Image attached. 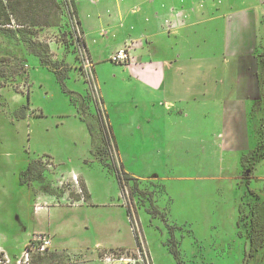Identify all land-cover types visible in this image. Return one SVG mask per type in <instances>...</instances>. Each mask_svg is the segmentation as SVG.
I'll return each instance as SVG.
<instances>
[{"label": "rangeland", "instance_id": "rangeland-1", "mask_svg": "<svg viewBox=\"0 0 264 264\" xmlns=\"http://www.w3.org/2000/svg\"><path fill=\"white\" fill-rule=\"evenodd\" d=\"M79 1L95 48L97 14L116 12L118 0ZM230 1L237 6L229 17L219 15L211 33L201 24L198 39L186 43L196 52L212 34L221 55L226 19L238 39L245 34L239 8L251 6L258 17L253 61L245 57L252 94L231 120L229 145L211 135L224 132L222 115L191 119L156 140L115 128L99 74L111 80L125 65L107 59L109 49L96 63L65 6L51 26L24 35L0 30V264H264V247L247 262L249 225L239 211L264 200V158L254 157L248 179L242 166L264 137V0ZM32 161L43 172L28 179ZM40 236L51 240L43 253L32 248Z\"/></svg>", "mask_w": 264, "mask_h": 264}, {"label": "crops", "instance_id": "crops-1", "mask_svg": "<svg viewBox=\"0 0 264 264\" xmlns=\"http://www.w3.org/2000/svg\"><path fill=\"white\" fill-rule=\"evenodd\" d=\"M76 1L85 41L96 63L100 57H106L100 56L104 50H110V59L130 44L135 57L133 63L123 64L125 67L116 65L118 72L110 76L111 80L98 73L105 106L115 128L119 125L125 132L147 131L156 140L162 134L172 135L174 127L188 126L191 119H223L224 132L211 135H221L224 145L233 142L231 120L237 110H246L252 94L245 57L249 55L251 59L255 41L252 43L251 38L256 37L258 17L253 10H247L251 6L239 8L235 17L240 16L237 23L245 33L238 39L233 37L226 19L225 49L220 55L212 34L208 41L196 44V52H187L186 43L189 38L198 39L201 24H208L211 33V24L217 17L226 16L228 8H236L230 0H118L116 12L108 9L106 14H97L100 25L91 35L97 50L88 41L80 16L81 1ZM106 32H114L113 37L101 43ZM210 141L219 144L217 140Z\"/></svg>", "mask_w": 264, "mask_h": 264}, {"label": "trees", "instance_id": "trees-1", "mask_svg": "<svg viewBox=\"0 0 264 264\" xmlns=\"http://www.w3.org/2000/svg\"><path fill=\"white\" fill-rule=\"evenodd\" d=\"M62 6H65L71 17H76L78 24L81 23L77 4L70 0H0V30L24 35L36 27L51 26L55 23L54 14L56 9ZM73 32H75V29ZM83 44L87 47L85 39ZM30 47L33 51H36L35 42H30ZM59 80L63 82L62 78H59ZM24 116L25 113H23L22 117ZM263 139L258 141L255 148L242 156L244 178L248 179L250 176L249 171L255 168L253 166L254 157L260 155L264 158ZM114 171L122 188V172L119 169ZM42 172L43 168L40 163L32 161L25 175L28 179H35ZM243 207L242 204L239 205V211L245 216L246 227L249 225L248 250L246 253L248 262L252 256L256 255L264 247V200L257 198L256 201L249 203L248 210L245 213ZM173 252L177 255L176 251Z\"/></svg>", "mask_w": 264, "mask_h": 264}, {"label": "built area", "instance_id": "built-area-1", "mask_svg": "<svg viewBox=\"0 0 264 264\" xmlns=\"http://www.w3.org/2000/svg\"><path fill=\"white\" fill-rule=\"evenodd\" d=\"M79 36L81 35L76 34L77 41H80L81 39H83V38H80ZM83 47L86 49L85 45ZM110 59L112 62L118 63V64L127 65V64L133 63L135 61V57L131 51V44L126 45L120 48L119 50H117L115 53L112 54ZM50 246H51V240L48 239L47 237L40 236L37 239V241L33 243L32 248L43 253V251H46L48 248H50Z\"/></svg>", "mask_w": 264, "mask_h": 264}]
</instances>
